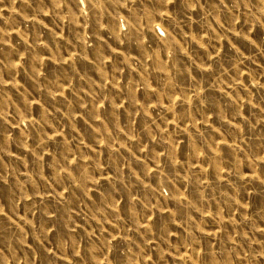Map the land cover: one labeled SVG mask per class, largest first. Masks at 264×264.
Wrapping results in <instances>:
<instances>
[{
  "label": "rangeland",
  "instance_id": "374dc122",
  "mask_svg": "<svg viewBox=\"0 0 264 264\" xmlns=\"http://www.w3.org/2000/svg\"><path fill=\"white\" fill-rule=\"evenodd\" d=\"M0 264H264V0H0Z\"/></svg>",
  "mask_w": 264,
  "mask_h": 264
}]
</instances>
